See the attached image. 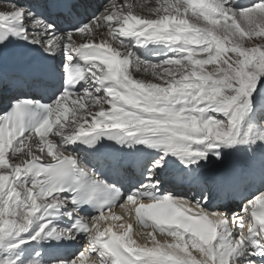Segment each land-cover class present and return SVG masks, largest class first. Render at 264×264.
I'll return each mask as SVG.
<instances>
[{"label": "snow or ice", "instance_id": "obj_1", "mask_svg": "<svg viewBox=\"0 0 264 264\" xmlns=\"http://www.w3.org/2000/svg\"><path fill=\"white\" fill-rule=\"evenodd\" d=\"M0 264H264V0H0Z\"/></svg>", "mask_w": 264, "mask_h": 264}, {"label": "bare ground", "instance_id": "obj_2", "mask_svg": "<svg viewBox=\"0 0 264 264\" xmlns=\"http://www.w3.org/2000/svg\"><path fill=\"white\" fill-rule=\"evenodd\" d=\"M116 212H117V214H120V210L119 209H117ZM121 222H125V223H129L130 222V223H133L134 231L138 232L139 234H143L144 232L150 231V229H145V228L143 229V228L138 227L137 224L135 223L134 216L131 219H129L127 216H125L124 221H121ZM117 223H120V222H117ZM158 239H160L161 242H164L165 240L171 241V238L170 237H167V236H159L158 235ZM73 250L74 249H72V248L66 249V251H68L69 253L71 251H73Z\"/></svg>", "mask_w": 264, "mask_h": 264}]
</instances>
